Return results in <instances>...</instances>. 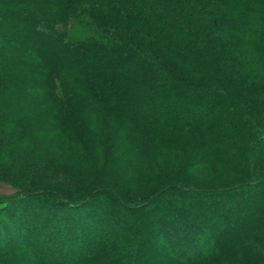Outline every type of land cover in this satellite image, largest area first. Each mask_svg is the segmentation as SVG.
I'll return each mask as SVG.
<instances>
[{"label": "trees", "instance_id": "16d2710c", "mask_svg": "<svg viewBox=\"0 0 264 264\" xmlns=\"http://www.w3.org/2000/svg\"><path fill=\"white\" fill-rule=\"evenodd\" d=\"M0 178V264H264V0H0Z\"/></svg>", "mask_w": 264, "mask_h": 264}, {"label": "rangeland", "instance_id": "374dc122", "mask_svg": "<svg viewBox=\"0 0 264 264\" xmlns=\"http://www.w3.org/2000/svg\"><path fill=\"white\" fill-rule=\"evenodd\" d=\"M106 124H108V125H110V126H116V124H118L117 123V121H115V120H111V119H108L107 121H106ZM102 128L104 129V126H102ZM190 135H187V137H194V134L192 135L191 133H189ZM184 136V135H183ZM181 137V136H180ZM180 137H178V136H176V138H180ZM245 142L246 141H244L243 142V146L245 147ZM234 151H235V149H234ZM236 151L238 152V149H236ZM164 155H165V158L169 161V162H172V161H174V158H173V154H172V152H166V153H163ZM234 166H243L244 165V158H243V151H242V155H241V157L238 155L237 156V158H234ZM217 165V166H216ZM216 165H214V167H220V169H222L221 168V166H219L218 164H216ZM238 167V168H239ZM208 169V168H207ZM207 169H204L203 171H205V172H207ZM200 170V169H199ZM227 171V170H226ZM201 173H202V170L200 171ZM239 174H236V173H231L230 171L228 172L227 171V173H226V178H225V176H224V179L222 180V177H221V174H220V176H219V178H218V180H216V182L217 183H224V182H228V181H231L234 177H237ZM238 178H240V177H238ZM237 178V179H238ZM142 189V188H141ZM146 190H142V193L143 192H145ZM14 192V189L10 186V184H8V183H6L5 181H3V180H1V178H0V194H10V193H13ZM108 208H111V207H107L106 206V208H105V210L107 209V211H108ZM1 220L2 221H4V222H8L9 223V221H8V219L5 217V216H2L1 217ZM7 226V225H6Z\"/></svg>", "mask_w": 264, "mask_h": 264}]
</instances>
